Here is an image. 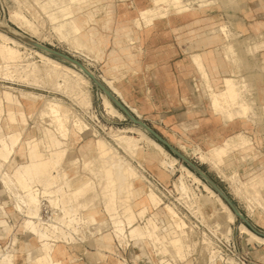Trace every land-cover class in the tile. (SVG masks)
Segmentation results:
<instances>
[{"label": "rangeland", "instance_id": "rangeland-1", "mask_svg": "<svg viewBox=\"0 0 264 264\" xmlns=\"http://www.w3.org/2000/svg\"><path fill=\"white\" fill-rule=\"evenodd\" d=\"M18 1H20L22 3V4H20V6L17 4L16 0H0V28H1L0 31H2L3 27H5V31H7V30L11 31L10 28H14L22 36H25L31 40H34L35 42H37L41 45L50 47V48H52V49H54L60 53L68 55L69 57L75 59L76 61L79 59L78 61L80 63H82L91 73L96 75V77L102 83H104L103 85L106 88L108 86L105 84L104 79H102V78H105L106 81H112L113 86L117 90V91H115V93L112 92V94L115 97H117L123 104L125 101L128 104V105L125 104L126 107L129 109V111L137 119L141 120L146 125H148L159 136H161L170 145H172L180 154H182L185 158H187L189 161L193 162L197 167H199L209 178H211L215 182V184L230 198L231 201H232V198H234L239 203V205L241 206L240 212L243 214V216L245 215V213L247 211L248 217L252 218L253 221L258 222L257 212H260L264 215V211L262 209H260L258 203L255 200H252L253 196L251 194H246L247 193V186H245V183L247 182V180L251 176L249 178H247L246 180H242L240 178L239 174H237V176L235 177L234 175L236 173L233 174V176H234L233 178H231L227 174L225 176V173H226L225 169L227 167H229L230 164L233 165V162L231 161V159L232 160H235V159L231 158L230 159L231 163H229V161H227L228 164L226 163L225 166L223 165V166H220L219 169H216L214 166L210 165L211 164L210 162H208V164H207V162L204 163V161L201 160V157L199 155H201L202 153L206 154L207 151H204L200 147L196 146L191 141V139L186 138V139H184L185 141H183V139L172 137V136L165 138L163 135L164 134L166 135V133L161 130L160 126L144 121L143 112H144L146 106H144L142 104V99H141L142 91H140V90L137 91L133 85L130 88L128 86L129 78L134 77L136 79L137 77L129 75L128 73H120L118 71L121 68L113 66L115 64V62L117 63L118 61H120V62L122 61L124 64L127 63L128 54H129V52L133 51L135 46H133L131 49H120V50H118L117 49L118 45H120V46L122 44L127 45L128 43H108V46H110V47L114 46L115 49L109 48L107 50H104V52H102L101 49L96 47V49H95L96 53H95V51L91 52V53L90 52L87 53L86 51H84V50H87L85 48H84V50L76 49L77 46L75 45L76 48L73 46L74 44H73L72 39H71L72 36L70 34H68L69 29L71 28V26H73L71 22L72 21L74 22V19L71 20L69 18H72L73 16L69 15L68 17H66V19L68 18L67 22L71 23V25L67 24L66 27L63 28V27H60L62 24H55V25L51 24L52 22L49 19V17L47 15H45L41 10H39L40 5L43 4L47 0H42V1L36 0L35 2H31L30 0H18ZM97 1L102 2V0H93V1L83 5L82 7H79V9L76 8L79 10L78 14H77V19H79L83 23V22H86L87 19L85 16H87L89 19L88 20L89 23L90 22L94 23V18H93L92 14H95L94 13L95 9L92 7L95 6V2H97ZM105 1L106 0H103V2H105ZM118 1L120 2L121 7L125 8V10H123V14H125V16H130L132 18L138 17V12L141 9H133L132 6L127 8V5H125V4H127L126 0H118ZM172 1L173 0H165L164 2H166V3L162 2V3L155 4V5H151V2H149V5L146 8H148V7H150V8L144 9V14H142V16L147 15L148 18L152 19V20L164 17L168 13V10L173 8V6H172L173 2ZM249 1L254 2L257 0H249ZM184 2H189V0H184ZM198 2H200V1L197 0L196 2L193 3V4H195L194 7L197 9L196 14L204 13V12L210 11V10H214L215 13L217 14V17H220L219 20H221V21L219 22V25L216 27V29L211 30L210 34H214V35L216 34V35H220V36L225 34L224 35L225 37L222 36L224 43L220 48H222L224 46H232L234 48V54H232L233 64H230L229 65L230 67L228 66V69L230 71V75L228 77H225V78H232L233 80H236L237 83H239V89L241 92V96L244 100V104L246 106H248L249 108H252L246 114H241L239 116H235L233 120H230V119L228 120L226 115L220 116V117H222V119L225 123H233L238 119H248V120H252L256 124L257 119H259V121L264 119V106L258 105L257 102H255L253 100L254 98H256L254 88L251 91H248L245 89L244 84L246 82L251 83V85H253L252 87H254V84L250 79H247L246 77L243 76L242 66L245 67L247 65L248 67H245L244 70L250 71L251 67L253 65H257V64L261 63L262 60L259 59V56L260 55L264 56V33H260V35L248 36L247 32L244 31V28L240 26V20L239 19H240V17L252 18L255 15V13H259L261 10L256 8L255 10H252V12H249V11L247 12L245 9V6L242 4V3H245V0H233V1H230V0H212L210 2L211 7L203 8L201 10L198 9V6H197ZM213 2H216V3H213ZM31 4L33 5V7H29ZM37 5H38V7H37ZM252 5H253V7H255L257 4L253 3ZM23 7L27 8L28 10L24 9L25 11L24 10L21 11L20 9H23ZM35 7H37L38 10ZM34 8H35V10H34ZM32 10H34L33 12H35V14H34V15H36L35 17L32 13ZM15 11L23 13L22 15H23V17H25L24 20H26V21L28 20L29 23H28V21H27V23H26V21H24V22H22V21L21 22H12L10 20L11 19L10 18L11 13H13ZM36 11H39V12H36ZM170 13H172V12H170ZM28 15L31 16L32 20ZM33 19H34L35 23H34ZM32 24H34V25H32ZM36 24H37V27L35 26ZM134 25L138 30H141L144 27H150V26H153L154 24L148 25V24H145V21H144V23L142 25V21H136L134 23ZM219 27L220 28L223 27V29L227 33L226 32L224 33L223 30L220 29ZM32 28H33V30H32ZM218 28L220 29L221 33L219 31H217ZM34 30H36V33H34ZM227 34H228V37L226 36ZM34 35H36V36H34ZM9 36L12 40H15L16 42L21 43V45L23 44L21 46V48L19 49V51H21L23 53L22 54L23 58L26 56L24 58L25 60L28 59L29 62H32V63L36 62L39 65H41V64L43 65L42 59L39 56L33 55L34 52L41 53V54L43 53V55L45 57H47L48 59L56 61L63 66H67V67H70L72 69H75L77 72L81 73L86 78H88L89 85L87 87H88V90L90 92V96L92 99V107L90 108L91 109L90 111H88V112L84 111V109H81L73 101V99L69 95L67 96V94H65L63 91L62 92L58 91V90L55 91L54 87H52V89H51L50 87L53 86L52 85L53 83L51 81H49L50 83L47 82L46 84H41V85L39 84L40 86L37 87L35 85L27 83L28 81L27 82L24 80H22L23 82H21V80L18 81L19 79H16V78L14 79V77L13 78L8 77L9 79H7L5 77L6 78V80H5V78L2 75H0V112H1V114H0V138L6 137V136H9L12 134L15 135L16 132L19 133L20 131H21L20 133L22 135L21 139L23 140V142L26 140L34 139V138L38 139L40 137V134H41L40 129L41 128L39 126H37V122H35L36 121V117H35L36 115L34 113L32 114L30 112L28 105L24 102V97L22 95L23 93L30 94L32 92L35 95L40 94L39 97L42 96V98H44V97L51 98V99L52 98H58L64 104V106L67 107L66 109L68 110L69 114H71V115H77L78 114L79 116H81V118L85 122H87V124H89L95 130V132L97 134L94 137L91 136V137H87L86 139H83V138H81L80 135H78L75 139H73L74 129H73V126L71 123L68 124L69 125L68 126L69 127V136L64 141L62 148H60V151L62 153L65 152V154L64 153L62 154V155H64V157L62 156V158H63V159L61 158L62 162L58 167L60 169L59 171H60V175H61V179H62L61 181L64 183V181L66 182L68 179L73 178V175L70 173V171L72 169H76L77 174L82 175V177L84 178L83 182L88 181L92 188H94V187L96 188L98 185V187L96 189V193L99 192V194H100V195L97 194V196H96V194L94 193L95 194V195L93 194L95 196L94 197L89 192L88 195L90 197L93 196V198L92 197L90 198V203H91V204H89L90 206L88 205L89 202H87V204L85 203L86 199L88 197V195L85 194L84 195L85 200L82 198L84 200V202H80L81 204L85 203V204H83V206L84 205L85 206L84 207L81 206L82 208L79 207L78 209L76 207V210L81 211V214H82L81 219L83 221L81 222V226L80 225L78 226L80 232H78V235L75 239L76 240L75 242L67 243L64 241V239H61L62 237L60 235H54L53 234V239L48 243L49 245L42 248V247H40L41 244L38 243V241L34 235L25 233V235L22 239H18V240L14 239V241L18 242V245H17V247L12 249L11 251L13 253H15L16 259H17V257L18 258L22 257V258L26 259L25 258L26 253L31 252V253H33L34 256H36V258H38L39 256H46V255L54 256V255H56L58 261H63V260L58 258V252L60 250L65 251V249H63L60 246V244L67 245V248L71 251L73 249H76L79 245L83 244V245H89V247H91L93 249V251H90L89 253H87V256L91 257L94 262H97L98 260L103 261V259L104 260L108 259L110 261L108 263H111V264H124L121 261V258H127L130 255V258L136 259L135 264H162V261L164 258H165V261H167L169 264H173L169 260L174 261L175 264H211L210 261L215 256L212 253L213 241L210 238H208L206 235H203L204 233H207L205 228H207V229H209V228L206 227L205 224L204 225L202 224L203 227H205V228L200 227L198 229L196 227V222H195V219H198V218H196V216L194 214H192V211H190L189 209H187V207H185L188 205L191 207V204L194 200L199 205V207L201 209L200 215L203 218L204 222H206L207 225H208L207 221L210 222V224L212 223L213 220H214L213 223H215V221H218V222H221L220 224L222 225L223 229L227 228V226L230 227V229H231L230 234L231 235L226 236V237H228V238L233 237L235 232L238 231V233L240 235H242L243 237H246V238L252 240L249 236L241 234L240 228L244 224L238 219L236 214L233 213L231 208L225 203V201L222 199V197L219 194H217V192H215L207 183H205L191 169H189L183 162H181L177 157H175L173 154H171L162 144L161 145L165 148L166 152L170 156H172L173 158L178 160L179 164L177 163L176 170L173 173V175L169 174L166 170L160 168L157 165L158 161L155 162V161H151L150 159H147V161L142 162V159L144 158L145 152L147 154H151V153L154 154V152H155L153 149H148L147 145L145 143H143V142L141 143L142 147L136 153L135 157L129 156V154L124 149H122L120 146H118V144L110 136L111 134H113V132H115V131L116 132H120V131L123 132V130H125L124 131L125 134L123 133L124 135L140 138V134H139L140 130L137 129L138 126L133 125V123H131L130 120L120 110H119L120 114L123 115L122 117L121 116L119 117V115L116 116L113 114H109L108 110H106V107H105V99L102 96V94H104V93H102L94 85V83L91 81V79L82 70H80L79 68H77L71 64H68V63H66L60 59H57V58H55V57H53L47 53H44V52H42L36 48H33L31 45H28L27 43L15 38V37L13 38V36H11V35H9ZM70 41H71V43H70ZM134 44H135V42H131V45H134ZM24 45H25V47H24ZM29 48H31V49H29ZM24 49H26V51ZM31 50H33V51H31ZM24 52L26 53V55L24 54ZM27 52L30 53L29 56L27 55L28 54ZM92 53H94V54H92ZM218 53H220V52H218ZM23 55H25V56H23ZM30 56H31V58H30ZM191 63L196 69H199L198 65L194 64L192 61H191ZM196 63H199V62H196ZM1 64H2V61L0 62V65ZM205 69L208 71L207 63H205ZM139 78H140V81H143V76H140ZM210 84L212 85V83H210ZM40 87H42V88H40ZM193 88H194L195 95H198L199 93H201L202 97H206L209 100V103L211 106V96H209L210 90H209V88L206 87L205 82L202 79L201 73L200 74L198 73V80L194 82ZM107 89L110 91L109 88H107ZM123 92H125V94L129 97V99H131L132 102H134V103L136 102L138 105L137 106L136 105L131 106L127 102L126 97H125ZM106 98L109 99L107 96H106ZM16 100H18V102H20L21 105L18 104L16 102ZM110 102H112V101L110 100ZM41 103H42V101L39 100L37 107H39L41 105ZM133 108H137L140 115L138 113H136L133 110ZM112 116H114V117H112ZM119 118H121V119H119ZM3 121L5 122V125L2 124ZM34 122L36 123V125L34 124ZM5 129L8 131L7 134L4 132ZM149 136H151V135L149 134ZM246 137L252 142V139L250 137H248V136H246ZM98 139H101V140H104L105 142H107V144H109L108 145L109 147L114 148V151L116 150L115 152H117L120 155V157H122L126 162H129L131 165H133V167L139 172V174L143 180L141 179L142 181L140 180L138 182L128 184L126 186L128 190L135 191L134 188L139 187V188H144V190L147 191L148 188L150 187L148 182H151L153 184V182L150 180L148 174L151 175L152 177H154L155 179H157L160 183H162L165 186V188H167L169 190V194L167 195V197L163 198L159 194V192L155 189L156 187H154V188L152 187L154 189V191L156 192V194L162 200H164L163 202L166 205H170L171 207H173V204H171V203H174L177 207L178 212H181V214L186 216V222L190 226V228H193V230H190V229L186 230V232L188 231V233H189V235L187 237V243L190 242L188 244L191 245V243H192V245L194 246L192 248L193 251L191 250L189 252L190 255H187L186 261L181 262L173 250L171 240H170L171 236L168 234L173 232L176 228L172 227V225L168 222V220L166 218V213L163 209L164 206H161L157 211H154V213H152V214L148 213L146 219L139 218V216H137V214L139 212L137 211V209L136 210L134 209L133 214L131 216H133V217L137 216V218H135V224L131 230H133V229L135 230L136 228L144 227V225L147 223L146 221H147V219H149V217L152 218V216H158V217H156V221L155 220L154 221L156 222V224L158 222L157 227L159 230L157 229L154 234L155 235L157 234L158 236L160 235L159 237L168 236V245H170V246H168L167 242L165 243L164 240H163V242L161 240V242L163 244H161V242H159L161 244V246H164V244H165V246L167 245L168 251H169L168 254H166V255L164 254L165 256L161 255V257H160V255H156L157 254L156 249L162 248L161 246H159L160 244L158 243V241L157 242L153 241L156 244L155 243L152 244V240H147L149 243L148 246L145 244H141V246L138 247L134 243L135 241L133 240V238L130 235V233H131V232H129V231H131L130 229L128 231V234H126V235H128L127 239H124L125 240L124 252L119 250L118 241H117L118 239H116V237L114 239L113 234L111 232H107L108 229L110 228V226L108 228V225H106L107 222H110V218L108 216L109 212L105 207L106 205H105V202L103 201V197L101 195L102 192H100L101 190L99 189V191H98V188L100 187L99 183H97L98 180L96 181V172L99 169V167H98L99 165L97 166V164H94L92 162V158L96 155V151L94 150V144H95V141H97ZM154 140L156 142H158L156 139H154ZM251 145L248 144V145H243L240 147H235V148L231 149L232 153H230V154L233 155L234 153H239L240 151L251 147ZM46 146L47 145H44L41 148V152L45 156H49L50 154H48L49 152H47L48 149ZM18 149H19V151H21V145L19 146ZM195 149L196 150L199 149L200 151L199 150L196 151ZM52 150H55V148H52ZM194 150L196 151V154H195ZM248 150L251 151L252 149L250 148ZM16 151H17V148H16ZM14 154H12L10 158H12V156ZM198 157H200V158H198ZM257 157H258L257 155H255V156L250 155L246 160L244 159V161L248 160L249 162H254L257 159ZM3 158L4 157L1 155L0 159H3ZM161 158H162L161 156L157 157L158 160H160ZM3 160H5V159H3ZM10 161H11V159H10ZM139 162H142L141 166H139L140 165ZM182 167L183 168L185 167L187 170H189L192 173L193 177L188 176L186 171H184ZM85 168L90 169V172L85 171L84 170ZM143 168H145V169H143ZM51 170H53V172H55L53 166L51 167ZM181 176L183 178H181ZM144 177H145V179H144ZM147 177H148V179H147ZM235 178H236V180H234ZM180 179H181V182H180ZM238 180L240 181L239 185H238V189H240V191L236 188L237 186L235 187V184L236 185L238 184ZM234 181H237V182H234ZM241 182H243L244 187H243V185H240ZM92 185H95V186H92ZM153 185L155 186V184H153ZM177 185H178V187H177ZM181 185L182 186L185 185L186 187L185 186L184 187L188 188V189H186L187 191L184 190V192H181V190H182V189H180ZM76 186H79V183ZM205 186H207V187H205ZM239 187H241L243 189L241 190V188H239ZM245 187H246V189H245ZM207 188H208V190H207ZM189 189L192 191H190ZM238 191H239V193H237ZM183 193L187 194V196L183 195L184 196L183 197L182 196ZM141 194L142 193L135 194V196L132 198V204L134 203V201H136V200H138V198H140ZM244 194H246V196ZM238 195H240V196H238ZM262 195L264 197V191L262 192ZM98 196H100V197H98ZM180 196H182V197H180ZM193 196H194V198H193ZM123 197H126L125 196V190H124V194L120 196V199H123ZM94 198H95V200H93ZM219 199L223 200V202L225 203V205L227 206L228 209L225 210L222 207V205L219 204V202H220ZM246 200H247V202H246ZM87 201H88V199H87ZM187 201L189 203H187ZM137 202H135V204ZM249 202H250V204H248ZM186 203L188 205H186ZM86 205H88V206H86ZM118 206L120 207L119 203H118ZM251 209H253V210H251ZM48 210L49 211L51 210V212H52V209H48ZM193 211H196L195 207H194ZM51 212H50L49 216H51ZM221 212L224 214H221ZM228 212L235 216V222H230L228 220V217L230 215V214H228ZM213 213H219V214H221L222 217L220 216L219 217L220 219L213 218V217H211V216H213ZM5 214H7L6 211H5ZM20 216H22V215H20ZM49 216L47 215V218ZM44 218H46V217H44ZM158 218L160 219L159 221H158ZM22 219L23 220L20 221V224L18 226V231H20V233L23 232L22 223L25 220V218L22 216ZM95 223H99L100 224L99 226L101 228H103L102 233H100L98 231V229L94 228L95 225L93 226V224H95ZM6 226L9 227V229H11V226L7 220H4V219L0 220V228H4ZM244 226H246V225H244ZM41 227L46 228L45 225L41 226ZM160 227H162V229ZM94 229H96L97 232ZM171 229H172V231H171ZM160 230H162V231H160ZM212 231H214L215 233H220L222 235V233L220 231H217V230H212ZM166 232H169V233H166ZM252 233H254V232H252ZM161 234H163V235H161ZM255 235H257V234H255ZM223 237H225V235ZM260 238H262V237H260ZM108 239H110V241H108ZM207 239L209 240V242H211L210 246L208 245L209 242ZM206 240H207V242H206ZM193 241L195 244L197 242L196 246L194 245ZM128 245L131 247L129 249L128 248L126 249L125 246H128ZM151 245H153V246H151ZM155 245H157L159 248L156 247ZM101 248H103L102 249L103 251H101ZM115 249H116V251H115ZM9 250H10V248H9ZM15 250H16V252H15ZM72 252H74V251H72ZM191 252H192V255H191ZM92 253H94V254H92ZM112 254L115 256V258L113 257ZM72 255H74V254H72ZM116 255L119 256V258H116L117 257ZM157 256H159V258ZM160 258H162V259H160ZM74 259H77V258H74ZM112 259L113 260L117 259V261L114 260V262L112 263V261H113ZM213 259L216 260V257ZM159 260L161 261V263ZM215 262H217V260L214 261V263ZM61 264H64V263L62 262ZM130 264H131V262H130Z\"/></svg>", "mask_w": 264, "mask_h": 264}, {"label": "bare ground", "instance_id": "bare-ground-1", "mask_svg": "<svg viewBox=\"0 0 264 264\" xmlns=\"http://www.w3.org/2000/svg\"><path fill=\"white\" fill-rule=\"evenodd\" d=\"M16 1L19 6L20 4H22L20 1L18 0ZM30 1L35 2L36 0H30ZM196 1L197 0H189V2H184V0H173L172 1L173 8L169 10V13L172 12L176 15H180V14L187 13L191 10H194L195 4L193 3ZM199 1L200 2H198V5H197L198 9L211 7L210 2L212 0H199ZM230 1H233V0H230ZM88 2L89 0H83L81 3H80V0H47L43 4L40 5L39 10H41L45 15L49 17V19L52 22L51 24L53 25L63 24V22L66 20V17H68L69 15L74 16L79 11L78 9L79 7H81L80 5L81 4L84 5ZM213 3H216V2H213ZM24 7L23 9H20V10L21 11L24 9L28 10L27 8H24ZM29 7H33V5L31 4ZM37 7L35 8L37 9ZM34 10H32L33 15L35 14V12H33ZM36 12H39V11H36ZM22 14L23 13L21 12L15 11L11 13L10 20L12 22L26 21L24 20L25 17H23ZM35 16L36 15H34V17ZM29 17L31 18V16ZM66 25L67 24H64V25H61L60 27L64 28L66 27ZM72 25L73 26H71V28L69 29L68 34L72 36L71 39L74 44L73 46L75 47L76 45L77 48L76 47L75 48L79 50L81 49L84 50L85 48L88 50V51L84 50L87 53L88 52L91 53L94 51L96 53L95 49L97 45L93 44L91 46H88L87 43L80 37L83 26L74 25V24ZM35 26L37 27V24ZM219 28L217 31H219L220 33H221L220 29H222L224 33L226 32L223 29V27L220 29ZM8 32L9 30L5 31V27H3L2 31H0V59H1L0 62L2 61V64L0 65V75H2L4 78L6 77L7 79H9L8 77H12V78L14 77V79L15 78L19 79L18 81L21 80V82H23L22 80L26 82L28 81L27 83L35 85L37 87H39L41 84H46L47 82L51 81L53 83L52 84L53 86L50 85L51 89L52 87H54L55 91L56 90L61 91V92L63 91L65 94H67V96L69 95L81 109H84V111L88 112L91 110L90 108L92 107V99H91L90 92L87 87L89 85L88 78H86L81 73L77 72L75 69H72L67 66H63L56 61L48 59L47 57L43 55V53L42 54L37 53V52H34L35 54L33 53V55L39 56L42 59L43 65L42 64L39 65L36 62L35 63L29 62L27 58H26L27 60H25L24 58L26 57L25 56L26 53L24 52L25 55L23 56L25 57L23 58L22 57L23 53L19 51V49L21 48L23 44L21 45V43H18L15 40H12ZM34 33H36V30H34ZM226 36L228 37V34ZM26 49L24 50L26 51ZM221 53L223 56V60L228 67L231 64L230 49L225 47L222 49ZM27 55L29 56L30 53H28ZM193 60L195 62H199L200 64H202L201 57L199 55H196V57H194ZM102 79H104V82L108 86L107 88L110 89L111 93L112 92L115 93V91H117L116 88L113 86L112 81H106L105 78H102ZM225 83H226V87H227V91L230 96V99L233 102V112L229 114L227 118L228 120L229 119L233 120L235 116L240 115L241 111L243 112V114H246L250 108L246 106L245 104H243V102L240 100L239 83H237L235 80H230V79L229 80L227 79ZM252 86L253 85H251V83H248V85L245 86V89L248 91H251L254 88ZM31 93L30 94L23 93L22 95L24 97V102L29 107L30 112L36 115L35 122H37V126L41 128L40 137L38 139L34 138V139L26 140L23 142V140L21 139L22 138V135L20 133L21 131L19 130L20 132L19 133L16 132L15 135L12 134V135L0 138V151L1 152L3 151L7 152L8 156H11L12 154L16 152V148L18 149L19 146L21 145L20 152L22 156H24L26 159V162L24 164L17 166L12 172L6 171L5 162L2 163L0 161V181L2 185L5 187L4 189H6L9 192L10 196L13 198L14 209L16 213H18L19 215H22L25 218V221L23 223V232L34 235L38 243L41 244L40 247L44 248L47 245H49L48 243L53 239V234L60 235L64 239V241L67 243H73L76 241L75 239L78 235V232H80L78 226L79 225L81 226V222L83 221L81 219V216H82L81 211L76 210V207L78 209L79 207L83 206V204L85 203L87 204V202H89L88 205L91 204L90 198L91 197L93 198L95 194L97 196L99 192L96 193V189L98 185L96 188L95 187L92 188L88 181L83 182L84 178H80V175H78L76 170L74 169L71 170V174L73 175V178L68 179L66 182L64 181V183L61 181L62 179H61V175L59 171L60 169L58 167L62 162L61 160L62 156L64 157V155L62 154L63 153L65 154V152L62 153L60 151V148H62L64 141L69 136V127H68L69 123L72 124L73 129H74L73 139H75L78 135H80L81 138L86 139L87 137H91V136L94 137L97 134L95 130L81 118V116H79L78 114L77 115L69 114L68 110L66 109L67 107H65L64 104L58 98H52V99L46 98V97L42 98V96L39 97L40 94L39 95L37 94L38 95L37 96ZM102 96L105 99V107H106V110H108L109 114H113L116 116L119 115V117L120 116L122 117L123 115L120 114L119 109L112 102H110V100L107 99L104 94H102ZM39 100H41L42 103L39 107H37ZM16 102L20 104L18 100H16ZM216 109L218 112L222 111L221 108L218 107V105H216ZM133 110L137 113L135 109ZM35 122L34 124L36 125ZM137 129L140 130V133H139L140 138L124 135L125 130H123V132L122 131L120 132L112 131L113 134L111 135L109 134V135L118 144V146L124 149L129 154V156H132V157H135L136 153L139 151V149H141L142 147L141 143L142 142L145 143L148 149H153L155 152L154 154L152 153L147 154L145 152L142 162L147 161V159H150L151 161H155V162L158 161L157 165L160 168L166 170L169 174L173 175V173L176 170V165L178 163V160L170 156L166 152L165 148L161 144L156 142L151 136H149V133L144 128L138 126ZM44 145H47L46 147L48 149L47 152H49L48 154H50L49 156H45L41 152V148ZM108 145L109 144H107V142L101 139H98L97 141H95L94 150L96 151V155L92 158V162L94 164H97V166L99 165L98 166L99 169L96 172V181L98 180L97 183H99L100 185V187L98 188V191L99 189L101 190L100 192H102L101 195L103 197V201L105 202V205H106L105 207L109 212L108 216L110 218V222L108 224V228L109 226L110 228L108 229L107 232H111L114 236V239L116 237V239H118L117 240L118 243L122 247H124V244H125L124 239H127L128 235L126 234H128L129 229L131 230L134 227L135 218L139 216V218L146 219L148 213L152 214L154 213V211H157L161 206H164L163 209L166 213V218L168 222L172 225V227L176 228L173 232L168 234L171 236L170 240H171L173 250L181 262L186 261L187 255H190L189 252L194 247L192 243L191 245L188 244L190 242L187 243V237L189 233L188 231L186 232V230L187 229L193 230V228H190L186 220H184V218L180 216L177 210V207L174 203H171V204H173V207L175 209L171 207L170 205H166L163 202L164 200H162L156 194V192L153 189L155 187L153 185L154 183L152 184L151 182H148L150 187L148 188L147 191H145L144 188H139V187L135 188V191L128 190L126 187L128 184L138 182L142 178L139 172L133 167V165H131L129 162H126L122 157H120V155L117 152H115L116 150L114 151V148H111ZM52 148H55V150H52ZM196 151H195V154H196ZM230 153H232V151L226 150L223 146H218L208 151L206 154L202 153L199 156L201 157V160L204 161V163L207 162L208 164V162H210L211 163L210 165L214 166L216 169H219L220 166L226 165V162L232 156V154ZM160 156L162 158L158 160L157 157H160ZM249 156L250 155L244 156L243 160L244 159L246 160ZM142 162H139L140 164L139 166L142 165ZM52 166L55 172L51 170ZM84 170L90 172V169L88 168H85ZM183 170L186 171L188 176L193 177L192 173L189 170H187L185 167L183 168ZM237 174L238 173H236L234 176L236 177ZM181 178L183 177L181 176ZM234 180H236V178ZM180 182H181V179H180ZM234 182H237V181H234ZM239 182L240 181L238 180V184L237 185L235 184V187L237 186L236 187L237 189H238ZM78 183H79V186H76L78 185ZM95 185H92V186H95ZM240 185H243V182H241ZM184 186L185 185L183 186L181 185L180 189L183 190V191L181 190V192H184V190L188 189V188H185L186 186L185 187ZM245 186H247L246 194H251L253 196L252 197L253 199L252 198L251 199L255 200L258 203L260 209L264 211V197L262 195V192L264 191L263 176L259 173L251 176L245 183ZM242 189L243 188H241V190ZM124 190H125L126 197H123V199H120V196L124 194ZM238 190L240 191V189ZM239 191L237 193H239ZM89 192L92 195L94 193L95 194L90 197L88 195ZM137 193H142V194L140 195V198H138V200L134 201V203L132 204V198ZM85 194H87L89 197V198L87 197L88 201L86 199V202L81 204L80 202H84L85 200L84 198ZM246 194L244 195L246 196ZM183 195L187 196V194H184V193L182 194V196ZM93 200H95V198ZM188 201L187 203H189ZM219 201H220L219 204L222 205V207L225 210L228 209L222 199H219ZM135 202L137 203L135 204ZM118 203L120 204V207L118 206ZM187 203L186 205H188ZM248 204H250V202ZM185 207H187V209L192 211V214H194L196 218H198L201 221V223L203 225L205 224V226L208 227L209 229L220 231L223 236L225 235V237L231 235L230 227L227 226V228L223 229L222 225L220 224L221 222L215 221V223H213L214 220L213 221L211 220L213 224L211 223L212 224L211 225L210 222L207 221L208 223L207 225L200 215L201 209L195 200L192 202L191 207L189 205ZM194 207L196 208V211H193ZM47 208L52 209V212L51 210L49 211ZM134 209L135 210L137 209V211L139 212L136 217L131 216L133 214ZM46 210L49 211V214L51 212V216H49L48 214L49 216L48 218L47 216H45ZM3 213L5 216H7L4 210H3ZM221 214H224V213L221 212ZM221 214L213 213V216L211 217L220 219L219 217L221 216ZM228 214L230 213L228 212ZM156 217L158 216H152V218L149 217L144 227L136 228L135 230L133 229L129 231L131 232L130 233L131 237L135 241L133 242L138 247H140L141 244H145L148 246L149 243L147 240H152V244L155 243L153 241H156V242L158 241L159 243L161 242V240L162 242L164 240V242L165 243L167 242V245H168V236H161L162 237L161 238L159 237L160 235L158 236L157 234L156 235L154 234L156 230L158 229L157 227L158 222L157 224L155 222ZM159 220L160 219L158 218V221ZM228 220L230 222H235V216L233 214H230L228 217ZM44 225L46 226V228L41 227ZM93 226L94 228L98 229L100 233H102L103 228H101L98 223L93 224ZM6 227L4 228L3 233L4 232L6 233L11 230L9 229V227L7 228ZM160 228L162 229V227ZM96 229L94 230L97 232ZM240 231H241V234L247 235L253 241L261 245H264V238L263 237L260 238L259 236L252 233L246 226L242 225L240 228ZM166 233H169V232H166ZM108 241H110V239H108ZM162 242L161 244H163ZM11 243H12L11 246H13V248L17 247L18 245L17 241L12 242L11 240ZM210 243L211 242H209L208 244L209 246H210ZM161 244L159 246H161ZM157 245L155 246L158 247ZM167 245L165 246L164 244V246H161L162 248L156 249L157 250L156 255H160L161 257V255L163 256L164 254L165 255L168 254L169 251H168ZM194 245L196 246L197 242L196 244L194 243ZM191 255H192V252H191ZM39 257H41L44 261H47L48 263L52 262V264L54 263L61 264L57 260L56 255L54 256L46 255V256H39ZM157 257L159 258V256ZM25 258H26L25 259L26 263L28 264H39L36 256H34L33 253L31 252H27ZM213 258H215V256ZM213 258L212 260L210 259L211 260L210 263L218 264L217 262L214 263V261L216 260H214ZM131 259L136 261V259L134 258H131ZM15 262H16L15 253H13L9 249L7 250L0 249V264H16ZM124 264H127V263H124ZM162 264H169V263L165 261V258H164L162 261Z\"/></svg>", "mask_w": 264, "mask_h": 264}, {"label": "crops", "instance_id": "crops-1", "mask_svg": "<svg viewBox=\"0 0 264 264\" xmlns=\"http://www.w3.org/2000/svg\"><path fill=\"white\" fill-rule=\"evenodd\" d=\"M82 1L80 0V3ZM91 1L93 0H89V2ZM164 1L126 0L127 8L132 6L133 9H141L138 12V17L132 18L123 14L125 8L121 7L118 0H106L105 2L102 0V2H95V6L92 7L95 9V14H92L94 23H89L87 16H85L86 22L82 23L77 19L78 12L69 19H74L72 24L83 26L80 37L87 45L96 44V47L102 52L109 48L115 49L114 46H108V43H128L127 45H118V50L131 49L135 46L133 51L130 50L131 52L128 54L127 63L118 61L113 66L120 67L121 69L118 71L120 73H128L137 77L136 79L130 77L128 86L130 88L133 85L137 91H142V104L146 106L143 112L144 121L160 126L161 130L166 133V135L161 133L165 138L172 136L183 139V141L189 138L196 146L207 152L218 146H223L226 150L231 151L235 147L252 144L251 147L234 153L230 157L235 160L231 159L233 165L230 164L225 169V176L227 174L233 178V174L238 173L242 180H246L259 173L264 179V119L260 121L257 119L256 124L248 119L225 123L220 117L228 116L233 112V102L225 83L227 79H233L225 78L230 75V71L223 60L221 51L225 47L230 49L231 64H233L232 54H234L232 46L220 48L224 43L222 36L210 34L211 30L216 29L219 25L220 17H217L214 10L196 14V8L180 15L169 13L168 10L166 16L155 20L149 19L147 15L142 16L144 9L150 8H146L149 2L151 5H155L166 3ZM253 3L257 5L253 7ZM242 4L247 12H252L256 8L261 11L255 13L252 18L240 17V26L244 28L248 36L264 33V0L254 2L245 0V3ZM67 20L68 18L62 25L71 24ZM136 21H142V25L144 21L145 24L154 25L138 30L134 25ZM131 42H135V44L131 45ZM196 55L201 57L202 64L193 60ZM259 59L262 60L261 63L253 65L250 71L244 70L245 67H248L247 65L242 66V74L254 84L256 98L253 100L258 105L264 106V56L260 55ZM191 61L198 65L199 69H196ZM205 63H207L208 71L205 69ZM198 73L202 74V79L210 90L211 106L209 100L202 97L201 93L195 95L193 84L198 80ZM140 76H143V81H140ZM248 83L246 82L244 87ZM123 93L131 106L138 105L136 102H132L125 92ZM240 100L244 104L241 92ZM124 103L127 104L125 101ZM216 105L221 108V112L217 111ZM133 109L140 115L137 108ZM241 114H243L242 111ZM2 124L5 125V122L3 121ZM4 132L8 133L6 129ZM245 135L250 137L252 142ZM250 148L251 151L248 150ZM1 155L5 160L0 159V161L5 162V169L8 172H12L17 166L26 162L19 149L12 158L4 151H0ZM247 155H257L258 157L254 162L244 161L243 156ZM230 159L229 163H231ZM226 163L228 164V162ZM80 178H83L82 175ZM4 188L0 181V220H7L11 230L3 233L5 227L0 228V249L10 248L12 250L14 248L11 246V240L14 242V239H22L25 233L18 231L20 221L23 219L16 213L14 200ZM232 201L241 211L239 203L234 198ZM3 210L7 212V216L4 215ZM244 216L256 230L264 234V215L262 213L257 212L258 222L248 217L247 211ZM108 224L109 222L106 225ZM233 239L238 248L249 256L251 262L264 264V245L243 237L238 231L233 235ZM60 246L65 249L58 253V258L63 260L59 261L60 263L111 264L108 263L110 262L108 259L94 262L91 257H88L87 253L93 251L89 245H79L72 250L74 252L69 250L67 245L60 244ZM102 249L101 251H103ZM113 257L115 258L114 255ZM114 260L117 261V259ZM37 261L39 264H52V262L44 261L41 257H38ZM15 263L28 264L22 257H17Z\"/></svg>", "mask_w": 264, "mask_h": 264}, {"label": "water", "instance_id": "water-1", "mask_svg": "<svg viewBox=\"0 0 264 264\" xmlns=\"http://www.w3.org/2000/svg\"><path fill=\"white\" fill-rule=\"evenodd\" d=\"M11 31L8 33L27 43L28 45H31L32 47L47 53L57 59H60L68 64H71L80 70H82L94 83V85L102 92L104 93L111 101L112 103L130 120L131 123L135 126H139L144 128L154 139H156L160 144H162L171 154H173L175 157H177L181 162H183L189 169H191L196 175H198L205 183H207L215 192H217L222 199L225 201V203L231 208V210L236 214L238 219L243 222L244 225H246L252 232L257 234L260 237L264 238V234L256 230L251 223L248 221V219L243 216V214L238 210V208L235 206V204L230 200V198L215 184V182L209 178L199 167H197L193 162L189 161L187 158H185L182 154H180L172 145H170L166 140H164L161 136H159L153 129H151L148 125H146L141 120L137 119L130 111L129 109L117 98L115 97L104 85L103 83L94 75L91 73L82 63L79 61H76L75 59L69 57L68 55H65L63 53H60L50 47L41 45L34 40H31L25 36H22L17 30L14 28H10Z\"/></svg>", "mask_w": 264, "mask_h": 264}, {"label": "built area", "instance_id": "built-area-1", "mask_svg": "<svg viewBox=\"0 0 264 264\" xmlns=\"http://www.w3.org/2000/svg\"><path fill=\"white\" fill-rule=\"evenodd\" d=\"M148 176L150 180L155 184L156 190L159 192V194L163 198H166L167 195L169 194V190L165 188V186L162 183H160L157 179H155L149 174ZM48 214H49V211L46 210L45 216H47ZM179 214L181 217H183L186 220V216L181 214V212H179ZM195 222H196V227L198 229L200 227H203L201 221H199L198 219H195ZM205 229L207 233H204V235H206L208 238H210L213 241L212 252L216 257L217 263L219 264H254L253 262L250 261L249 256L238 248L233 237H230V238L223 237L220 233H215L211 229H207V228ZM130 247L131 246H127L125 248L129 249ZM118 248L120 251L124 252V247H122L119 243H118ZM117 258H119V256H117ZM121 261L127 264H130V262L131 264H135V260L131 259L130 255L127 258H121ZM169 261L175 264L174 261L172 260H169Z\"/></svg>", "mask_w": 264, "mask_h": 264}]
</instances>
